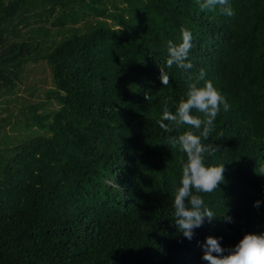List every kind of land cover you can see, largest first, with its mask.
Here are the masks:
<instances>
[{
	"label": "trees",
	"instance_id": "trees-1",
	"mask_svg": "<svg viewBox=\"0 0 264 264\" xmlns=\"http://www.w3.org/2000/svg\"><path fill=\"white\" fill-rule=\"evenodd\" d=\"M230 3L232 17L195 0H0V76L46 60L58 102L29 122L45 132L0 149V264H207L206 237L230 249L264 233V0ZM182 26L191 72L231 105L204 141L221 150L206 164L225 168L201 194L216 219L191 241L173 209L186 156L157 123L187 92L166 65Z\"/></svg>",
	"mask_w": 264,
	"mask_h": 264
},
{
	"label": "clouds",
	"instance_id": "clouds-1",
	"mask_svg": "<svg viewBox=\"0 0 264 264\" xmlns=\"http://www.w3.org/2000/svg\"><path fill=\"white\" fill-rule=\"evenodd\" d=\"M202 11L215 12L220 15L232 17L235 15L230 0H195ZM180 42L168 41V56L166 65L180 69L188 81L185 98L180 99L175 111L169 110L167 104L162 108V113L157 121L159 127L168 133V144L178 147L186 160L182 163V173L179 187L174 192L173 209L174 222L177 230L184 238L191 241L195 229L216 219L212 210L208 208L201 194H210L219 190L224 182V164H206V157L215 156L220 152V147L215 143H205L215 130V121L221 111L228 112L231 105L226 97L216 89L213 82L206 79L204 69H199L198 74L191 70L194 65L190 54L194 48V37L191 30L180 28ZM161 84L167 87L170 76L164 68H160ZM145 99L151 96L145 94ZM198 113L199 115H197ZM182 128H187L180 132ZM177 133L172 135V133ZM264 171V170H262ZM261 202L256 201L253 207L259 208ZM231 223L232 218L222 216ZM220 239L206 237L202 245V259L207 264H264V233L245 234L232 248L221 247ZM227 252V255L224 253Z\"/></svg>",
	"mask_w": 264,
	"mask_h": 264
},
{
	"label": "rangeland",
	"instance_id": "rangeland-1",
	"mask_svg": "<svg viewBox=\"0 0 264 264\" xmlns=\"http://www.w3.org/2000/svg\"><path fill=\"white\" fill-rule=\"evenodd\" d=\"M78 26L82 28L84 25L80 23ZM45 52L46 47L41 45L33 51L32 58L40 59ZM11 72L0 76V149L45 132L37 127V123L29 125V122L33 114L38 116L48 111H51L52 118L58 106L55 98L49 97L48 101L45 96L54 93L52 68L46 60L27 62Z\"/></svg>",
	"mask_w": 264,
	"mask_h": 264
}]
</instances>
